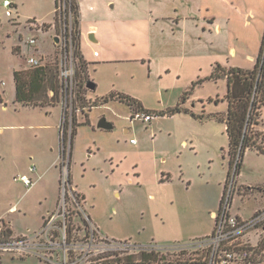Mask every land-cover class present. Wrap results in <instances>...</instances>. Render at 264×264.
Listing matches in <instances>:
<instances>
[{
  "label": "rangeland",
  "instance_id": "rangeland-1",
  "mask_svg": "<svg viewBox=\"0 0 264 264\" xmlns=\"http://www.w3.org/2000/svg\"><path fill=\"white\" fill-rule=\"evenodd\" d=\"M2 1L0 233L35 230L45 210L54 209L64 103L58 65L71 53L76 64L72 103L76 133L70 174L84 194L78 190L83 209L109 238L163 246L156 258L165 256L169 264L198 258L202 251L194 246L213 228L211 211L219 207L229 168L224 123L214 116L226 109L220 101L226 94V79L210 75L216 64L254 66L263 38L264 0H81L79 50L88 80L97 85L90 96L96 99L111 90L129 94L156 112L150 122L130 120L131 109L115 99L93 107L97 101L87 98V70L79 69L83 63L74 42L62 46L54 0H10V16L5 15ZM69 1L61 0L66 12ZM250 8L255 15L247 23L244 14ZM66 16L75 29L73 11ZM29 20L46 23L44 30L30 28ZM92 25L97 27V42L88 39ZM30 38L35 39L31 45ZM93 48L100 52L99 61ZM30 55L53 68L54 88L45 84L41 97L50 102L55 94L57 106L15 101L13 72L29 73L34 68L26 62ZM183 95L186 99L181 102ZM178 103L187 112L169 113ZM260 106L262 113L264 104ZM75 109L89 117L81 113L77 117ZM102 116L113 123L112 128L97 126ZM238 153L231 173L240 160ZM53 160L56 167L45 170ZM30 165H35L34 175L42 176L26 190L14 177L28 173ZM236 181L232 210L247 216L264 203V194L248 200L252 190L240 184H264V151L243 153ZM13 204L15 209L5 212ZM138 258L139 253L133 255V260ZM15 259L3 254L0 264H47L32 257Z\"/></svg>",
  "mask_w": 264,
  "mask_h": 264
},
{
  "label": "built area",
  "instance_id": "built-area-1",
  "mask_svg": "<svg viewBox=\"0 0 264 264\" xmlns=\"http://www.w3.org/2000/svg\"><path fill=\"white\" fill-rule=\"evenodd\" d=\"M2 5L5 7V15L10 16L11 1L3 0ZM55 11L59 12L60 39L62 46L66 48L68 44H72L74 35L70 16L69 18L66 16L68 13L70 15V10L66 12L61 0H56ZM45 24L35 20L28 21V26L35 29L44 30ZM52 26L54 28V25ZM34 42V38L27 40L29 45ZM92 54L97 56L98 51L95 50ZM263 60L264 52L261 62ZM26 62L32 67L44 65L39 57L33 55L27 56ZM58 71L64 103L59 125L60 162L57 203L53 210L45 213L43 222L37 229L32 231L27 229L25 233L19 234L0 233V256L10 254L16 259L32 257L47 264H138V259L129 262L127 257L141 252H162L165 249L163 246L151 243L142 244L132 240L109 238L99 230L83 209L81 205L83 197L74 186L70 174L74 122L72 103L75 97L76 76V64L71 53L68 58L60 60ZM255 94L254 91L253 99ZM259 103L257 102L256 106L251 109L253 120L249 124L247 133L255 141V145L250 149L264 151V131L259 132L256 129L257 123L261 120ZM77 112L80 110L75 109L76 114ZM155 115L153 112L136 111L130 114V120L140 119L148 122ZM130 142L133 143L135 140L130 139ZM239 161L235 162L234 169L230 173V181L228 182L227 179L225 182L223 197H221L217 211L212 213L214 218L212 232L198 238L194 246L204 252V264L264 263V206L257 208L247 216L234 213L232 210ZM35 171V165H30L28 173L17 175L14 179L30 189L37 182V177L32 176ZM145 264L150 263L145 262Z\"/></svg>",
  "mask_w": 264,
  "mask_h": 264
},
{
  "label": "trees",
  "instance_id": "trees-1",
  "mask_svg": "<svg viewBox=\"0 0 264 264\" xmlns=\"http://www.w3.org/2000/svg\"><path fill=\"white\" fill-rule=\"evenodd\" d=\"M69 10L74 13V35L73 42L76 48L77 57L79 60H82V55L79 50V35L80 31L79 26V6L78 0L69 1ZM264 46V33L262 38V43L260 51L255 62V65L252 69H245L241 67H229L223 68L219 64L213 66L210 77L219 78L224 77L227 82V92L225 98L227 100V109L225 114L214 115L215 118L225 124V131L228 137V154H229V168L227 172V179L231 173V164L233 157L236 155L237 150L239 151L240 161L237 164V172L240 167L241 157L245 151V148H252L255 145V141L252 139V136H248L246 127L253 120L251 115V109L256 106L257 102L264 104V60L261 62L262 51ZM83 64L79 67L86 69L84 60L81 61ZM85 65V67H84ZM53 68L43 65L41 67H34L29 73H22L21 71L15 70L13 72L14 82H15V101L22 103L24 105L31 106H47V105H56V95L52 96L51 101H45L42 99V89L45 84L50 88L53 87ZM87 73V71H86ZM88 78L86 79V82ZM85 82V83H86ZM199 82V81H197ZM197 84V83H196ZM195 84H193L194 86ZM254 91L256 92L254 99ZM259 93V96H258ZM185 95L182 96L181 102L185 100ZM110 99H115L120 102H123L128 105L131 109V113L136 111H144L140 101L137 99L123 94V93H110L108 96L101 99L102 102H106ZM55 100V101H54ZM180 102V103H181ZM178 103L175 107L168 109V112L173 114L175 112H180L183 110L187 112L186 109L180 107ZM165 114V113H164ZM76 128L72 127V140ZM226 185V184H225ZM224 185V189H225ZM223 197V196H222ZM6 231L4 230V233ZM199 254V253H197ZM205 254L202 251L198 258L186 259L183 261H178L177 264H204ZM158 258V259H157ZM156 258V252H141L139 253V263L145 264L149 262L150 264H169L171 262L166 260L165 256L158 255ZM129 262L133 261V256L127 257Z\"/></svg>",
  "mask_w": 264,
  "mask_h": 264
},
{
  "label": "crops",
  "instance_id": "crops-1",
  "mask_svg": "<svg viewBox=\"0 0 264 264\" xmlns=\"http://www.w3.org/2000/svg\"><path fill=\"white\" fill-rule=\"evenodd\" d=\"M54 4H55V8H56V0H54ZM78 6H79V31H80V21H81V15H82V3H81V0H78ZM54 13H55V11H54ZM244 15H246L245 17H246V22L247 23H249L252 19H253V15H255V13H254V11L252 10V8H250L249 10H247L246 12H245V14ZM213 22H215V20H214V18H213ZM263 23H264V18H263ZM214 25V24H213ZM91 27V29L89 30V31H91L92 33H93V37L95 38V41H92V42H97L98 41V39H97V37H96V32H97V27L95 26V25H92V26H90ZM90 33V32H89ZM88 33V34H89ZM263 33H264V24H263ZM80 34H81V31H80ZM262 37H263V35H262ZM89 39V38H88ZM90 40V39H89ZM91 41V40H90ZM261 43H262V40H261V42H260V45H259V50H258V54H259V51H260V47H261ZM96 49L95 48H93V51H95ZM97 51V50H96ZM95 57H97L96 59H95V61H99V58L98 57H100V52H98V55L97 56H95ZM83 58H84V56H83ZM220 65V64H219ZM254 65H255V63H254ZM221 67H223V68H229V67H238V66H233V65H220ZM254 67V66H253ZM252 67V68H253ZM252 68H247V69H252ZM87 78L89 79V77H88V67H87ZM95 84V83H94ZM97 87V85L95 84V86H94V88L93 89H95ZM14 89H15V82H14ZM93 89H90L89 90V93L87 94V98L89 99V100H91V101H97V104L95 105V106H93V107H96V106H102L103 105V103H106V102H108V101H106V102H102L101 101V99H103L104 97H106V96H108L110 93H121V92H118V91H116V90H111V91H108V92H106V93H104V94H102L100 97H98V98H96V99H93L91 96H90V92H91V90H93ZM226 92H227V82H226ZM123 94H126V93H123ZM126 95H129V94H126ZM129 96H131V95H129ZM131 97H133V96H131ZM0 98H2V96L0 95ZM133 98H135V97H133ZM135 99H137V98H135ZM186 99V98H185ZM110 100H112V99H110ZM138 100V99H137ZM139 101V100H138ZM220 101H224L225 102V107H226V109H227V100L225 99V96H224V100L223 99H221ZM141 103V102H140ZM141 105H142V103H141ZM47 106H49V105H47ZM52 106H57V105H52ZM93 107H91L89 110H88V112L93 108ZM142 107H143V109H145L144 111H146V112H153V113H155L156 114V112L155 111H150L149 109H146L143 105H142ZM226 109H225V111L224 112H221V113H223V114H225V112H226ZM60 112H61V110H60ZM88 112H86V113H84L82 110L77 114V117L80 115V113L82 114V115H85L86 116V118H88L89 116H88ZM221 113H217L218 115L219 114H221ZM130 114H131V112H130ZM216 115V114H215ZM102 118H104L105 119V121H107V122H109L110 124H111V127L110 128H112L113 127V123L112 122H110L109 120H107L106 118H105V116H102L101 118H100V120L102 119ZM153 119V118H152ZM151 119V120H152ZM99 120V121H100ZM150 120V121H151ZM88 121V120H87ZM150 121H148V122H150ZM100 128V127H99ZM110 128H103V129H110ZM224 128H225V124H224ZM256 129L259 131V132H262V131H264V110L262 111V113H261V120L259 121V123H257V126H256ZM125 131L127 132L128 131V129L127 128H125ZM76 133V132H75ZM131 139H133V138H131ZM135 140V139H134ZM134 143V142H133ZM183 143L185 144L186 143V141H183ZM247 149H250V148H247ZM247 149H245V151L247 150ZM244 151V152H245ZM55 160H53L50 164H49V166L47 167L46 166V168H45V170H47V169H49V167H52V166H54V167H56L55 166ZM37 172H38V169H37ZM34 178L35 177H37V182H38V180L40 179V177L42 176L41 174H38L37 173V175H32ZM58 177L59 176H57V173L56 174H54V181H55V186H56V182H58ZM71 177H72V175H71ZM72 181H73V178H72ZM36 182V183H37ZM35 183V184H36ZM74 183V182H73ZM225 185V184H224ZM240 185H243V186H245V187H249L250 189L249 190H252V191H250V192H252V193H250L249 194V196L248 197H246L248 200H250L251 198H253V199H256V197H258V196H260V198H262V194H264V184H260V183H256V184H240ZM32 188V187H31ZM30 188V189H31ZM76 188H77V190H79L80 191V193L82 194V196L84 197V194L82 193V191L78 188V186L76 185ZM26 190H29V189H26ZM57 190H58V185H57ZM58 192H59V190H58ZM223 192H224V188H223ZM223 192H222V195H223ZM56 193V192H55ZM55 193H53L52 192V198H53V204L54 205H56V203H57V199H58V193H57V195L55 194ZM222 197V196H221ZM220 201H221V198H220ZM219 204H220V202H219ZM261 206H264V203H259V204H257V205H255L254 207H253V209H252V211H251V213L254 211V210H256L257 208H259V207H261ZM15 207H16V205L15 204H13V205H10L6 210H5V212L6 211H12V210H14L15 209ZM55 207V206H54ZM51 208H49V209H46L45 211H48V210H50ZM215 210H212L211 211V216H212V213L214 212ZM1 216V215H0ZM2 218V217H1ZM9 226H10V228H12V225H11V223L9 222ZM212 230H213V228H212ZM212 230H211V232H212ZM210 232V233H211ZM209 234V233H208ZM207 235V234H206ZM205 236V235H204ZM201 237V236H200ZM196 238V237H195ZM132 241H134V242H136L135 240H132ZM136 243H140V242H136ZM21 259H23V258H21ZM16 260V259H15ZM262 264V263H261Z\"/></svg>",
  "mask_w": 264,
  "mask_h": 264
},
{
  "label": "water",
  "instance_id": "water-1",
  "mask_svg": "<svg viewBox=\"0 0 264 264\" xmlns=\"http://www.w3.org/2000/svg\"><path fill=\"white\" fill-rule=\"evenodd\" d=\"M88 38H89L91 41H95V38L93 37V33H92V32H90V33L88 34ZM55 41H57V38H55ZM94 86H95V84H94L92 81L88 80V81L86 82V87H87V88L93 89ZM97 126L100 127V128H110V127H111V124H110L109 122L105 121L104 118H102V119L98 122Z\"/></svg>",
  "mask_w": 264,
  "mask_h": 264
},
{
  "label": "flooded vegetation",
  "instance_id": "flooded-vegetation-1",
  "mask_svg": "<svg viewBox=\"0 0 264 264\" xmlns=\"http://www.w3.org/2000/svg\"><path fill=\"white\" fill-rule=\"evenodd\" d=\"M0 230H1V228H0Z\"/></svg>",
  "mask_w": 264,
  "mask_h": 264
}]
</instances>
